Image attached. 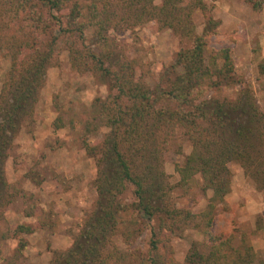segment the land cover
I'll return each instance as SVG.
<instances>
[{
  "label": "trees",
  "instance_id": "16d2710c",
  "mask_svg": "<svg viewBox=\"0 0 264 264\" xmlns=\"http://www.w3.org/2000/svg\"><path fill=\"white\" fill-rule=\"evenodd\" d=\"M247 3L257 10L264 0ZM204 5L203 0H0V56L9 60L0 86V219L13 200L4 163L33 114L54 56L66 51L73 69L93 73L114 91L96 98L95 116L83 122L81 143L97 168L95 206L71 246L54 252L48 264H264L249 244L234 246L231 236L212 232L215 205L230 191L229 163H237L264 193V112L247 85L233 99L207 95L238 80L231 49H207L206 36L216 21L210 18L202 34L195 31L192 13ZM146 22L181 39L173 62L152 85L135 77L129 62L119 67L113 52L85 44L92 38L91 44L107 45L110 30ZM257 72L264 90V60ZM103 126L108 132L90 144L88 137ZM176 138L190 146L183 163L174 165L178 183L198 175L202 189L212 193L197 213L175 206L163 170L164 152ZM148 227V249L142 253L132 246ZM186 230L202 238L191 241L178 262L170 240ZM33 231L19 223L12 235ZM117 234L126 247L115 243ZM6 236L0 233L1 239Z\"/></svg>",
  "mask_w": 264,
  "mask_h": 264
},
{
  "label": "rangeland",
  "instance_id": "374dc122",
  "mask_svg": "<svg viewBox=\"0 0 264 264\" xmlns=\"http://www.w3.org/2000/svg\"><path fill=\"white\" fill-rule=\"evenodd\" d=\"M203 3L204 9L197 8L192 13L195 31L202 34L210 18L216 21V27L206 36L207 49L230 48L238 80L237 84L211 90L207 95L233 99L247 85L264 112V90L257 72L258 63L264 60V4L253 10L247 0ZM91 39H86V46L90 44L97 52H113L119 67L129 62L135 77L150 85L173 62L181 46L176 34L166 28L158 29L153 22L132 30H110L104 46L91 44ZM8 68L9 60L0 56V86ZM113 92L93 73L73 69L66 51L54 56L33 114L22 125L4 163L13 200L0 219V233L7 235L0 238V264H48L54 252L71 246L97 199V168L81 143L83 122L95 116L94 100L105 99ZM108 130L101 127L96 135L88 137L89 143L102 140ZM189 151L190 146L183 139L171 141L164 152L163 170L172 187L175 206L197 213L205 209L212 193L202 189L198 175L185 185L178 183L174 165L182 164ZM228 167L230 191L215 205L212 232L231 236L234 246L245 242L258 257H264V193L244 176L237 163L231 162ZM19 223L30 225L34 231L13 236V228ZM149 237L148 227L132 247L144 253ZM201 238L196 230H186L182 237L172 236L174 258L182 262L190 242ZM114 241L120 248L126 247L120 235ZM21 243L24 246L20 247Z\"/></svg>",
  "mask_w": 264,
  "mask_h": 264
}]
</instances>
